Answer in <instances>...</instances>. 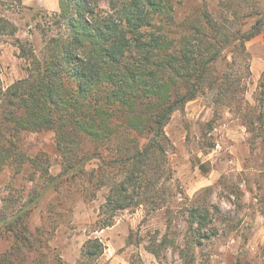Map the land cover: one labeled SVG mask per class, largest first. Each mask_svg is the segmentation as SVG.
I'll return each instance as SVG.
<instances>
[{
  "label": "rangeland",
  "instance_id": "374dc122",
  "mask_svg": "<svg viewBox=\"0 0 264 264\" xmlns=\"http://www.w3.org/2000/svg\"><path fill=\"white\" fill-rule=\"evenodd\" d=\"M42 1L0 2V17L16 27L14 36L33 47L36 54L43 44L41 28H49L52 14L58 10L44 7ZM179 2L189 9L202 4L221 24V33L245 21L243 14L256 5L259 9L264 6V0ZM12 40L13 36L0 35L1 91L25 76L30 60L20 55ZM230 54L231 59L235 55L233 71L244 87L243 94L229 98L214 90L205 91L171 113L163 126L161 143L165 152L162 156L155 154L147 193L138 197L140 204L116 210L112 224L102 229L94 230L95 221L104 214L109 185L99 187L97 159L92 157L78 175L73 174L64 167L67 155L56 148L53 130L21 133L17 149L27 159L9 160L0 166V210L13 213L52 183L24 217L29 231L38 239L35 246L39 247L32 256L40 259L32 264H127L130 259L135 264H185V252L193 254L192 264H261L264 99L259 101L257 88L259 80H264V26L244 42L242 49ZM246 63L249 72L244 69ZM237 106L248 108L240 110ZM147 137L146 133L137 134L138 145L142 146ZM78 147L73 154L91 150L92 145L82 141ZM33 157L36 160H31ZM63 169L66 174L51 182V177L63 173ZM112 174L115 181L120 178L117 170ZM195 205L209 212L200 235L217 230L198 242L190 240L194 237L188 226V209ZM215 208L220 210L219 219L215 218ZM95 238L101 243V253L86 257L82 246ZM13 244L12 232L0 229V255L8 253ZM12 256L19 259V255Z\"/></svg>",
  "mask_w": 264,
  "mask_h": 264
},
{
  "label": "trees",
  "instance_id": "16d2710c",
  "mask_svg": "<svg viewBox=\"0 0 264 264\" xmlns=\"http://www.w3.org/2000/svg\"><path fill=\"white\" fill-rule=\"evenodd\" d=\"M178 4L179 0H58L47 28L51 25L56 32L41 28L43 44L37 54L14 36L16 27L0 17V35L13 36L20 55L30 59L25 76L0 90V166L27 159L17 149L21 133L42 129L54 131L56 148L68 156L63 158L64 167L73 174L95 157L99 187L109 188L104 214L95 221L94 230L112 224L116 210L141 203L138 197L152 182L148 172L154 170L155 154L165 152L163 126L171 113L205 91L229 98L244 92L233 71L235 55L231 59L230 53L261 32L264 6L256 5L243 14L245 21L221 33V24L202 4L190 9ZM244 69L249 72L248 63ZM257 89L261 102L262 78ZM139 133L148 135L142 146L137 142ZM82 141L92 145L91 150L73 154ZM114 169L120 175L116 181ZM66 170L52 176L51 182L56 183ZM43 173L47 175V168ZM48 186L13 213L0 210V229L12 232L14 240L8 253L0 255L4 264L39 262L40 257L32 256L38 239L24 217ZM219 211L215 208V218H220ZM208 215L199 205L188 209L191 241L217 233L211 228L200 235ZM101 250L97 238L87 240L81 249L89 258ZM262 256L264 264V250ZM184 261L192 264L193 254L185 252ZM127 264L135 262L130 259Z\"/></svg>",
  "mask_w": 264,
  "mask_h": 264
},
{
  "label": "crops",
  "instance_id": "0c3cea01",
  "mask_svg": "<svg viewBox=\"0 0 264 264\" xmlns=\"http://www.w3.org/2000/svg\"><path fill=\"white\" fill-rule=\"evenodd\" d=\"M42 5L50 10H56L58 8V1L56 0H43Z\"/></svg>",
  "mask_w": 264,
  "mask_h": 264
},
{
  "label": "built area",
  "instance_id": "2783aa9c",
  "mask_svg": "<svg viewBox=\"0 0 264 264\" xmlns=\"http://www.w3.org/2000/svg\"><path fill=\"white\" fill-rule=\"evenodd\" d=\"M218 146V145H217Z\"/></svg>",
  "mask_w": 264,
  "mask_h": 264
}]
</instances>
